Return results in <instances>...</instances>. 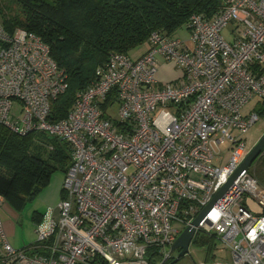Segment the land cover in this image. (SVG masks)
<instances>
[{
	"label": "built area",
	"instance_id": "1",
	"mask_svg": "<svg viewBox=\"0 0 264 264\" xmlns=\"http://www.w3.org/2000/svg\"><path fill=\"white\" fill-rule=\"evenodd\" d=\"M186 28L188 41L154 31L139 53L111 54L53 121L67 74L40 36L9 32L0 18V122L23 135L49 131L72 148L58 219L15 248L0 216V264H149L150 248L171 257L181 233L173 222L187 227L251 150L244 135L259 115L244 109L264 99V0H225ZM161 64L176 77L160 79ZM112 93L116 103L104 111ZM197 230L216 233L230 250L226 264H264V186L250 167Z\"/></svg>",
	"mask_w": 264,
	"mask_h": 264
},
{
	"label": "trees",
	"instance_id": "2",
	"mask_svg": "<svg viewBox=\"0 0 264 264\" xmlns=\"http://www.w3.org/2000/svg\"><path fill=\"white\" fill-rule=\"evenodd\" d=\"M17 1L20 10L10 19L4 18L0 3V18L7 30L23 28L40 36L67 74V90L52 102L53 121L67 116L77 92L94 80L97 68L104 66L111 54L134 52L154 31L176 36L194 13L212 17L225 6V0ZM260 101L259 117L264 114V99ZM115 103L112 93L104 111ZM36 132L19 134L0 122V195L17 209L39 196L57 172L66 175L72 166V148L63 139L57 137L48 153L33 150ZM250 170L264 186V152ZM217 239L216 233L196 232L193 240L206 247V262H216L213 250ZM146 258L149 264L164 259L155 248L148 250Z\"/></svg>",
	"mask_w": 264,
	"mask_h": 264
},
{
	"label": "rangeland",
	"instance_id": "3",
	"mask_svg": "<svg viewBox=\"0 0 264 264\" xmlns=\"http://www.w3.org/2000/svg\"><path fill=\"white\" fill-rule=\"evenodd\" d=\"M1 11L5 19H10L17 14L20 10V6L17 0H0ZM223 35L229 41L232 40V36L227 30L223 31ZM177 37L188 41L190 39V32L187 28L178 31ZM139 49V48H138ZM137 50V49H136ZM260 99L251 100L244 109L247 114L251 111H257L261 105ZM16 113H21V106L16 104L14 107ZM110 113L113 117L118 119V105H115ZM264 135V114H260V117L256 123L252 125L250 130L244 135L247 138L248 147H252L260 140ZM34 144L32 149L36 152L48 153L51 145L55 142L56 136L49 131H38L34 136ZM223 153L228 158L230 151L224 148ZM65 174L57 172L51 179L47 188L35 199H33L27 206L22 209H17L12 206L8 201H4L0 205V216L3 220V225L10 242L15 248H22L32 244L38 240L37 228L45 231L49 228L51 220H57L59 217V211L57 209L58 204L62 198V187ZM5 223H8V227ZM173 226L178 231H183L186 225L181 221H174ZM180 235V234H179ZM176 253L173 254L175 257ZM214 260L226 264L230 261V250L224 245L222 241L217 239L216 248L213 250ZM207 257L206 247L200 246L194 242H191L189 252L186 253L175 264H200L205 261ZM172 258L167 259L171 262ZM164 260V259H163ZM160 264V263H159Z\"/></svg>",
	"mask_w": 264,
	"mask_h": 264
},
{
	"label": "water",
	"instance_id": "4",
	"mask_svg": "<svg viewBox=\"0 0 264 264\" xmlns=\"http://www.w3.org/2000/svg\"><path fill=\"white\" fill-rule=\"evenodd\" d=\"M264 152V135L260 138V140L252 147L249 154L242 162L238 170L233 174L229 181L215 194L212 200L202 209V211L192 220V222L185 227V229L180 233L177 237L176 241L170 248L171 257L175 253V251L179 250V253L173 258L171 262L168 264H175L179 261L181 257H183L186 253L189 252V247L191 242L193 241L197 227L200 222L204 219V217L208 214V212L213 208L216 202L223 196L229 186L236 180V178L246 169L252 166V164L256 161V159ZM166 260L162 261L161 264H165Z\"/></svg>",
	"mask_w": 264,
	"mask_h": 264
},
{
	"label": "crops",
	"instance_id": "5",
	"mask_svg": "<svg viewBox=\"0 0 264 264\" xmlns=\"http://www.w3.org/2000/svg\"><path fill=\"white\" fill-rule=\"evenodd\" d=\"M132 53H135V54L139 53V49L135 50ZM159 77L162 80H171V79H174V77H176V71L171 66H169V65L161 64V67H160V70H159ZM253 208L256 209V206L253 205ZM5 224L8 227L9 224L8 223H5ZM24 246H22V247H24ZM215 263H219V262L216 261Z\"/></svg>",
	"mask_w": 264,
	"mask_h": 264
},
{
	"label": "flooded vegetation",
	"instance_id": "6",
	"mask_svg": "<svg viewBox=\"0 0 264 264\" xmlns=\"http://www.w3.org/2000/svg\"><path fill=\"white\" fill-rule=\"evenodd\" d=\"M175 253H176V255H177V254L179 253V250H178V251H175ZM175 253H174V254H175ZM176 255H175V256H176Z\"/></svg>",
	"mask_w": 264,
	"mask_h": 264
}]
</instances>
